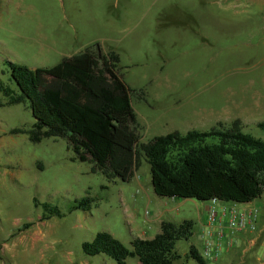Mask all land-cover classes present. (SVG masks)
<instances>
[{
    "label": "rangeland",
    "instance_id": "rangeland-1",
    "mask_svg": "<svg viewBox=\"0 0 264 264\" xmlns=\"http://www.w3.org/2000/svg\"><path fill=\"white\" fill-rule=\"evenodd\" d=\"M258 5L264 0H0V83L17 90L7 61L49 67L98 43L118 54L140 142L174 130L228 126L236 116L244 132L264 139L256 125L264 111H244L264 105ZM33 121L26 104L0 106V264H118L105 254L83 253L81 242L107 231L131 247L135 234H153L141 233L144 220L162 206L179 208L169 220L194 222L192 235L176 241L180 258L170 264H199L186 254L190 244L202 249L205 200L156 195L144 158L127 180L91 172V163L71 158L65 138L32 142L27 129ZM83 197L91 199L88 210L69 211ZM42 202L62 215L43 219ZM217 206H257L260 215L254 232L223 228L208 264H264V191L252 202L219 200ZM124 264L139 262L129 256Z\"/></svg>",
    "mask_w": 264,
    "mask_h": 264
},
{
    "label": "trees",
    "instance_id": "trees-1",
    "mask_svg": "<svg viewBox=\"0 0 264 264\" xmlns=\"http://www.w3.org/2000/svg\"><path fill=\"white\" fill-rule=\"evenodd\" d=\"M118 54L93 43L49 67L30 68L7 61L17 90L0 83V106L23 103L34 117L28 137L65 138L72 159L91 163V172L127 180L142 158L149 164L153 192L161 197L251 202L264 191V139L244 132L239 119L208 130H177L140 142L130 88L119 73ZM256 125L264 130V119ZM23 129L14 128L12 132ZM120 137L123 144L116 142ZM208 138L216 139L208 142ZM89 197L73 201L69 211L88 210ZM42 218L61 216L55 205L42 202ZM194 222L162 220L150 238L132 236L131 247L107 231L81 242L87 255L105 254L118 264L129 256L139 264H170L180 258L178 239H188ZM188 257L208 264L194 244Z\"/></svg>",
    "mask_w": 264,
    "mask_h": 264
},
{
    "label": "built area",
    "instance_id": "built-area-1",
    "mask_svg": "<svg viewBox=\"0 0 264 264\" xmlns=\"http://www.w3.org/2000/svg\"><path fill=\"white\" fill-rule=\"evenodd\" d=\"M218 201L217 198L209 199L206 211V238L202 242L203 245L200 251L201 255L206 260L212 259L217 255L219 247L216 244V240L217 237L223 239V228L228 229L229 232L243 229L254 232L259 216V209L257 206L248 210H238L233 206L219 210L217 206ZM223 242L226 243L227 240L225 239Z\"/></svg>",
    "mask_w": 264,
    "mask_h": 264
},
{
    "label": "crops",
    "instance_id": "crops-1",
    "mask_svg": "<svg viewBox=\"0 0 264 264\" xmlns=\"http://www.w3.org/2000/svg\"><path fill=\"white\" fill-rule=\"evenodd\" d=\"M257 9L260 10L262 13H264V5H262V6L258 5ZM87 46H89V45H86L85 47H87ZM76 53H78V52H75L74 54H76ZM263 82H264V77H263ZM253 106L244 107L245 113H247L248 115H251L253 112L264 111V105H255L254 107ZM236 118L239 119L241 121V123H243V118H241L240 116H236ZM205 203H206V207L204 209L203 216L201 217L202 242L206 238V235H205V227H207V223H206L207 213H206V211H207V207H208V204H209V200H205ZM149 211H150L149 212L150 213L149 217H147L144 220L145 225H146V229H143V231L141 233L148 232L149 230L153 229V234L152 235H149V234H147V235L141 234L140 235V233H139V234H135L134 236H139L141 238H150V237H152L156 232H158L160 222L162 220L172 219L178 213L179 208L178 207H174V206H162L160 208H157V209H154V210L151 209ZM182 219H188V218H182ZM171 221H173V220H171Z\"/></svg>",
    "mask_w": 264,
    "mask_h": 264
},
{
    "label": "water",
    "instance_id": "water-1",
    "mask_svg": "<svg viewBox=\"0 0 264 264\" xmlns=\"http://www.w3.org/2000/svg\"><path fill=\"white\" fill-rule=\"evenodd\" d=\"M32 112V111H31Z\"/></svg>",
    "mask_w": 264,
    "mask_h": 264
}]
</instances>
